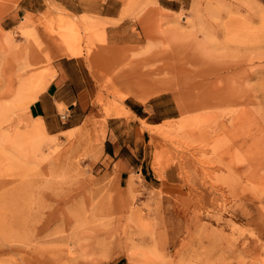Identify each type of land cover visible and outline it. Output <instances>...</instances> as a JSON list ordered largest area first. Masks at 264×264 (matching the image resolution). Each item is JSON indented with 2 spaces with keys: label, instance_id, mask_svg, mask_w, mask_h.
<instances>
[{
  "label": "rangeland",
  "instance_id": "374dc122",
  "mask_svg": "<svg viewBox=\"0 0 264 264\" xmlns=\"http://www.w3.org/2000/svg\"><path fill=\"white\" fill-rule=\"evenodd\" d=\"M0 264H264V0H0Z\"/></svg>",
  "mask_w": 264,
  "mask_h": 264
},
{
  "label": "crops",
  "instance_id": "0c3cea01",
  "mask_svg": "<svg viewBox=\"0 0 264 264\" xmlns=\"http://www.w3.org/2000/svg\"><path fill=\"white\" fill-rule=\"evenodd\" d=\"M83 15L91 14L84 13L79 15V17ZM99 17L102 20H106V22L108 20L118 19V17L112 16ZM76 59L79 58L68 59L69 61L60 62L57 65V76L55 80L40 96L39 100L30 107V114L32 117L42 118L46 124L47 130L50 131L52 135H59L66 132L68 129L62 126L67 121H74L69 119L71 115H68L66 120H62L59 106L62 105L71 109L72 113L76 112L78 108L83 109L82 104L86 99L85 95L88 93V90L86 86V76L84 75L85 70ZM74 93H76L77 96H72ZM132 112L136 114L134 110H132Z\"/></svg>",
  "mask_w": 264,
  "mask_h": 264
},
{
  "label": "bare ground",
  "instance_id": "6f19581e",
  "mask_svg": "<svg viewBox=\"0 0 264 264\" xmlns=\"http://www.w3.org/2000/svg\"><path fill=\"white\" fill-rule=\"evenodd\" d=\"M64 51H65V54H63V55H66L67 57H69L71 59H72V57H76L77 58V56H79V54H80V53H78V51L77 52H73V50H71L67 46H65V50Z\"/></svg>",
  "mask_w": 264,
  "mask_h": 264
},
{
  "label": "built area",
  "instance_id": "2783aa9c",
  "mask_svg": "<svg viewBox=\"0 0 264 264\" xmlns=\"http://www.w3.org/2000/svg\"><path fill=\"white\" fill-rule=\"evenodd\" d=\"M67 117H68L67 115H64V116H61V119L66 120Z\"/></svg>",
  "mask_w": 264,
  "mask_h": 264
}]
</instances>
